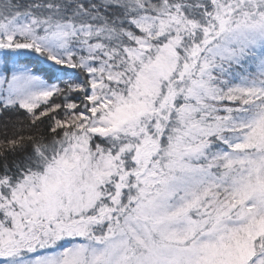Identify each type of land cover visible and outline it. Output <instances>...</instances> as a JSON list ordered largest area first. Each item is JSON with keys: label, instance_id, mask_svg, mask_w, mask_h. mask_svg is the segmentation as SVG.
Masks as SVG:
<instances>
[{"label": "snow or ice", "instance_id": "obj_1", "mask_svg": "<svg viewBox=\"0 0 264 264\" xmlns=\"http://www.w3.org/2000/svg\"><path fill=\"white\" fill-rule=\"evenodd\" d=\"M0 264H264V0H0Z\"/></svg>", "mask_w": 264, "mask_h": 264}]
</instances>
